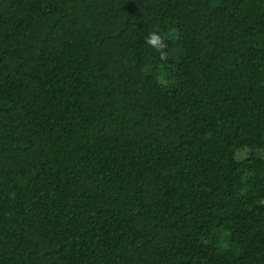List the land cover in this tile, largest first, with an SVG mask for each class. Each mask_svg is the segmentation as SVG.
<instances>
[{
    "label": "trees",
    "instance_id": "trees-1",
    "mask_svg": "<svg viewBox=\"0 0 264 264\" xmlns=\"http://www.w3.org/2000/svg\"><path fill=\"white\" fill-rule=\"evenodd\" d=\"M0 264H264V0H0Z\"/></svg>",
    "mask_w": 264,
    "mask_h": 264
},
{
    "label": "clouds",
    "instance_id": "clouds-1",
    "mask_svg": "<svg viewBox=\"0 0 264 264\" xmlns=\"http://www.w3.org/2000/svg\"><path fill=\"white\" fill-rule=\"evenodd\" d=\"M147 44L159 49L162 46L161 37L155 33L151 34L147 40Z\"/></svg>",
    "mask_w": 264,
    "mask_h": 264
},
{
    "label": "rangeland",
    "instance_id": "rangeland-1",
    "mask_svg": "<svg viewBox=\"0 0 264 264\" xmlns=\"http://www.w3.org/2000/svg\"><path fill=\"white\" fill-rule=\"evenodd\" d=\"M244 155V153H241L240 155H239V157H242Z\"/></svg>",
    "mask_w": 264,
    "mask_h": 264
}]
</instances>
